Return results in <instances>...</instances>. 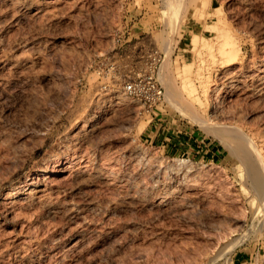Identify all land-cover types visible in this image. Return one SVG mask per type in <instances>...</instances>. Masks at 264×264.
<instances>
[{"label": "rangeland", "instance_id": "rangeland-1", "mask_svg": "<svg viewBox=\"0 0 264 264\" xmlns=\"http://www.w3.org/2000/svg\"><path fill=\"white\" fill-rule=\"evenodd\" d=\"M262 76L264 0H0V264H264Z\"/></svg>", "mask_w": 264, "mask_h": 264}, {"label": "bare ground", "instance_id": "bare-ground-1", "mask_svg": "<svg viewBox=\"0 0 264 264\" xmlns=\"http://www.w3.org/2000/svg\"><path fill=\"white\" fill-rule=\"evenodd\" d=\"M220 29V27H219ZM218 29V30H219ZM225 30V29H224ZM221 31V30H220ZM219 31V36H222L226 35V32H221L220 33ZM223 33V35H222ZM229 33V32H228ZM229 37V35H227ZM220 38V39H221ZM195 39V38H194ZM194 39H193V42H194ZM228 39V38H227ZM225 37L220 41L221 44L218 46V50L223 54V57L225 56V59L229 60L231 59L233 56H234V51L232 49H229L227 50L225 48V44H228L229 43V39L227 40ZM197 40V39H196ZM191 42V43H193ZM194 45V44H193ZM192 45V46H193ZM207 45V44H206ZM222 56V55H221ZM222 57V59H223ZM221 59V58H220ZM166 66V64H165ZM189 67V66H188ZM166 69V68H165ZM181 70H183V72L185 73V68L183 67ZM199 70V69H198ZM180 71V70H179ZM187 71V70H186ZM180 72H178V75H179ZM182 73V72H181ZM188 73V72H187ZM183 74V73H182ZM180 76L181 77H184V75L186 74H183ZM196 74V72H195ZM198 74V72H197ZM196 74V75H197ZM204 74V73H203ZM164 75V74H163ZM195 75V76H196ZM202 75V73H201ZM199 77V74L197 75ZM201 77V76H200ZM263 77V76H262ZM205 78H206V75H205ZM261 78V77H259ZM163 80H165V82L163 83L165 85V92H166V98L169 97L170 98H173L174 96H176V92H182L184 93V96L187 95L188 98H192L190 101L193 102L195 101L193 98H194V92H195V87L194 85L191 83V79L189 77V75L185 78H182L181 82H180V85L178 87L175 86V84L173 85V83L171 82V80L167 79V78H162ZM200 79V78H199ZM202 79V78H201ZM200 79V81H201ZM207 79V78H206ZM264 80V77L262 78ZM198 80V79H197ZM262 81V80H261ZM199 82V81H198ZM207 82V81H206ZM175 83V82H174ZM200 83V82H199ZM204 83V82H203ZM203 83L201 82L200 84L203 85ZM204 90V88H203ZM202 92H205V91H202ZM181 93V94H182ZM196 93V92H195ZM209 94V93H208ZM178 97V96H177ZM183 97V95H182ZM119 98L121 100H125L126 99V95H120ZM176 99V98H175ZM178 99V98H177ZM195 99H197L195 97ZM171 100V99H170ZM184 101V100H183ZM189 102V101H188ZM179 103V102H178ZM193 104V103H192ZM197 104V103H196ZM190 106V105H189ZM188 106V107H189ZM194 106V104L192 105ZM195 107V106H194ZM193 107V109H194ZM196 109V108H195ZM188 110V109H187ZM189 110H192V109H189ZM188 111H186L187 113ZM195 112V111H193ZM199 112V111H198ZM191 114V113H190ZM198 115V113H196ZM195 114V115H196ZM194 117V115H193ZM231 127V130H230V133L232 135V138H233V142H234V145H233V149L241 156V159L245 162L246 164V167H247V172H248V175L252 181V183H254V185H256L259 190L261 191V197L264 198V178L261 176V170L255 166V156L253 155L255 152H253L252 150V144L250 143L249 141V138H247V136H245V134H243V132L241 131H238V129L236 128H233ZM241 132V133H240ZM252 146V147H251ZM255 149V148H254ZM243 163V162H242ZM246 172V171H245ZM203 176V175H202ZM201 175L199 174H196L194 175V177L192 176V178H189V182L187 184L189 185H196L198 184V179L202 177Z\"/></svg>", "mask_w": 264, "mask_h": 264}, {"label": "built area", "instance_id": "built-area-1", "mask_svg": "<svg viewBox=\"0 0 264 264\" xmlns=\"http://www.w3.org/2000/svg\"><path fill=\"white\" fill-rule=\"evenodd\" d=\"M153 53L156 54V51ZM153 57L155 59V55ZM122 88L128 96L136 99L141 107L145 108L148 112L155 105L165 101V91L159 82L156 66H151L149 69H144L128 76L123 82ZM254 263L255 258L252 257L245 262V264Z\"/></svg>", "mask_w": 264, "mask_h": 264}, {"label": "crops", "instance_id": "crops-1", "mask_svg": "<svg viewBox=\"0 0 264 264\" xmlns=\"http://www.w3.org/2000/svg\"><path fill=\"white\" fill-rule=\"evenodd\" d=\"M251 258V254L248 250L242 249L234 253L232 257V264H245V262Z\"/></svg>", "mask_w": 264, "mask_h": 264}]
</instances>
